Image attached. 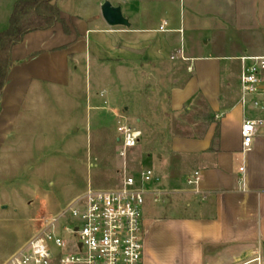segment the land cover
Returning a JSON list of instances; mask_svg holds the SVG:
<instances>
[{
  "label": "crops",
  "instance_id": "0c3cea01",
  "mask_svg": "<svg viewBox=\"0 0 264 264\" xmlns=\"http://www.w3.org/2000/svg\"><path fill=\"white\" fill-rule=\"evenodd\" d=\"M16 1L0 0V32ZM105 1L54 0L60 20L12 47L0 185L42 166L57 131L65 138L117 114L144 132L156 122L148 155L160 180L143 208L145 264H231L264 242V125L247 150L241 135L245 117L264 110L240 103V58L264 56V0H110L129 27L106 22Z\"/></svg>",
  "mask_w": 264,
  "mask_h": 264
},
{
  "label": "built area",
  "instance_id": "2783aa9c",
  "mask_svg": "<svg viewBox=\"0 0 264 264\" xmlns=\"http://www.w3.org/2000/svg\"><path fill=\"white\" fill-rule=\"evenodd\" d=\"M167 22L160 26L166 31ZM175 58V56H172ZM240 103L264 110V56H242ZM120 156L138 146L143 131L117 114ZM262 117H245L243 148L251 147ZM124 169L123 178L106 189L88 188L51 216H40L33 234L2 264H145L143 206L151 187L160 179L151 168L139 177ZM200 172L189 179L198 182ZM156 198L161 194L154 192ZM231 264H264V242H258Z\"/></svg>",
  "mask_w": 264,
  "mask_h": 264
},
{
  "label": "rangeland",
  "instance_id": "374dc122",
  "mask_svg": "<svg viewBox=\"0 0 264 264\" xmlns=\"http://www.w3.org/2000/svg\"><path fill=\"white\" fill-rule=\"evenodd\" d=\"M232 50L236 51V45L233 44ZM129 124L138 126L135 121ZM148 125L150 128L143 131L141 143L129 149L126 159L120 156V145L114 138L116 123L113 117L101 123L90 121L89 129L77 124L80 132L72 129L65 138H60L57 131L54 142L51 141L52 147L41 156L45 161L42 166H25L21 173L23 180L13 183L2 180L0 203L6 208H0V264L32 235L39 224L37 218L58 212L90 184L98 189L114 186L123 178L125 164L127 172L137 178L142 169L151 168L156 172L153 156L149 157L148 152L158 146L155 133L159 124ZM73 143L77 145L76 150L68 153L63 147ZM53 151L57 153L51 155ZM31 199L36 203L33 208L24 205ZM151 204L152 200L147 197L144 210H149ZM154 210L164 212L161 205ZM178 246L172 251H177Z\"/></svg>",
  "mask_w": 264,
  "mask_h": 264
},
{
  "label": "trees",
  "instance_id": "16d2710c",
  "mask_svg": "<svg viewBox=\"0 0 264 264\" xmlns=\"http://www.w3.org/2000/svg\"><path fill=\"white\" fill-rule=\"evenodd\" d=\"M60 20V10L54 0H17L9 26L0 32V92L11 65L12 47L35 30L51 28Z\"/></svg>",
  "mask_w": 264,
  "mask_h": 264
},
{
  "label": "water",
  "instance_id": "95a60500",
  "mask_svg": "<svg viewBox=\"0 0 264 264\" xmlns=\"http://www.w3.org/2000/svg\"><path fill=\"white\" fill-rule=\"evenodd\" d=\"M102 16L110 26H131L129 19L123 14L120 5H114L110 0H106L101 6ZM35 200L31 199L28 206L33 208Z\"/></svg>",
  "mask_w": 264,
  "mask_h": 264
}]
</instances>
